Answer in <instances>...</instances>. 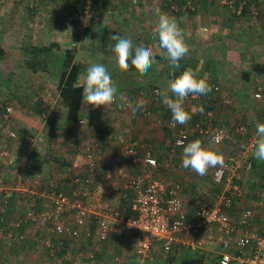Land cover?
<instances>
[{
  "label": "crops",
  "instance_id": "1",
  "mask_svg": "<svg viewBox=\"0 0 264 264\" xmlns=\"http://www.w3.org/2000/svg\"><path fill=\"white\" fill-rule=\"evenodd\" d=\"M34 3L36 11L32 14L33 17H31V21H33L31 23L32 28L25 24L26 16L22 17L21 20H17L18 22L21 21V26L16 27L19 33L17 38L13 35V32L8 31L7 28H3V25H1L0 39L4 41V38L9 35L12 40L16 41L13 49L21 55H24L23 49L26 48L27 50L29 46H33V48L31 47L33 51H41L42 53H38L36 59L37 61L39 59L40 65H37L35 68L26 69L25 72H28L30 77L37 79L36 82H30L33 86V93L41 92L44 94V90L48 91V87H50L55 89V95L57 96L53 100L48 98L50 100V108L46 106L47 102L45 103L41 100L39 103V100L37 101L38 97L35 98L37 102L34 99L32 101L28 100L24 106L21 103H12L16 106H12L13 112L10 115L11 125L9 124L8 127L9 130L11 129L16 132V136L15 138H10L8 136V129L0 130V200L5 201L7 196L11 195L18 202L16 209L10 211L8 214L16 218L17 216H21L19 215V210L22 208L20 206L21 201L25 205L24 211L30 210L28 205L31 204L33 205L32 210L35 213L45 211L47 210V202H50L49 207L51 209L50 192L54 190V187L59 189L63 188L64 193L69 192L70 195H73L71 198L78 199L80 197L79 186L68 184L64 180V177L69 170L73 173H85V169L89 164V159L86 156V147L89 146L94 149L95 179L104 180L103 193L105 199L112 205H126V207L130 208V202L128 200L120 201L119 198V192L122 189L124 181L123 176L117 178L112 177L110 180L104 178V168L112 166H123L128 176L136 172V168L123 154L115 141V137L119 133L126 131L138 139L155 144L157 148V159L160 163L158 175L164 179L167 176H174L171 178L173 179L172 181L182 184V202L185 216L187 219H194L193 210L196 202L192 205L189 201H191V196L195 193V187L201 190L205 186H208V182L212 181L211 175L209 174V170L207 175L199 176L191 169L183 168L182 149H179L174 155L170 154L169 147L175 134V130L171 129L168 125V121L171 120V112L162 103L160 97L154 100L151 94L152 89L167 86V81L169 80L168 72L171 70L167 60L160 55L162 49L158 46L159 41L155 33V27L160 13H167L169 16L175 17L165 7L167 4L165 5L164 2L159 0H59L55 3L53 0H41L40 3L38 0H35L33 1ZM219 3V1L214 0L213 3L207 5V11L205 8H200L198 11L203 13L207 12L208 23L211 26L206 31L200 30L201 26H196L201 23L199 20L200 13L196 12V10L190 14V18H187L189 14L186 13L175 17L183 33L187 29L189 30V26L192 28L196 26L198 35L201 33L202 36L208 37L211 44L213 43L223 47L224 40L228 39V35L232 33L230 30L232 26L228 22L229 18L226 19L224 15L219 16V8L217 6ZM259 3V7L262 9V13H264V0H260ZM77 10L80 11L79 14H82L81 17H77L79 21L74 20L75 17H73V12ZM84 11H87V13H82ZM26 22L28 23L29 21L26 20ZM257 25H259V29L254 37L255 40L253 43L241 39L240 41L233 40L234 44H232V47L224 51L220 49L219 57L213 59L211 56V59H213L211 62L219 65L223 64V61L228 60L225 62V67L236 70L239 67L243 71L246 70V63H240L238 59L240 61L244 60L246 55L253 56V54H248V50L254 49L256 51V53L254 52V56H257V53L262 50L260 53L262 54L263 52L262 55L264 56V14L259 22H257ZM26 27L29 29L27 33L25 32ZM62 28L65 30L64 34L62 37H58L57 33L62 34L59 31ZM240 28L243 29L242 27ZM111 34H119L124 38H130L133 41L134 47L148 46L152 48L156 55V63L149 69L146 75L140 76L134 68L127 72L118 70L115 66L112 49H107L106 51L105 47H103L105 46V39L111 36ZM218 34L223 36L220 37ZM239 35L243 34L239 33ZM25 40L29 44H25ZM115 43L113 41L112 47H114ZM0 47L2 48V45ZM39 47L43 48L37 50ZM247 48L250 49L247 50ZM71 49L73 53L72 62H81V68L79 69L76 80L78 84L83 80L86 74V68L90 63H102L108 68L113 83L118 90L116 98L111 105L93 108L91 105H85L83 102L79 115V119L83 118L84 120L83 124H79L78 122L71 123L66 120L64 103L56 88L60 66L58 68L55 67L52 59L59 57V61L62 63L64 52ZM44 58L46 61H44ZM261 63L264 62L262 61ZM241 66L244 67L242 68ZM203 72L207 76H212L214 80L218 79L215 76L216 71L213 75L210 69H206L205 67ZM224 72L228 75V70L224 69L221 72L222 75L220 74L219 80L221 82L227 76L223 75ZM45 80L50 81L51 84H45ZM232 82L235 84L234 79ZM211 83L213 87L216 86L218 88L213 92V94H216L219 86L214 84L215 82ZM236 84L239 83L236 82ZM257 87L261 89L259 85ZM47 95H50V93H47ZM224 97H228L231 103L230 96L227 95ZM243 97L247 99V94L244 93ZM138 98L145 99L147 106L135 114H133L130 107L120 106L127 102H135ZM190 98L197 102L198 97L194 98L189 95L187 100ZM223 98L219 100L220 103H222ZM212 99L214 100L213 95ZM245 102L248 106L252 104L249 100ZM230 103L227 105L222 104L228 106ZM25 106L29 108L25 109ZM187 111L192 113L191 108ZM258 112L253 113L250 118L244 114V118H242V120L248 119L246 123L248 125L250 124V129H256V123L262 122L261 119L263 118L264 110H261L259 114ZM242 113H247V111L242 110ZM204 118L201 113L197 115L195 112L191 115L188 123L183 125L177 124L178 127L185 128L189 131L187 143L194 139H200L205 146L210 145V139L207 136L191 131L192 124L196 120L203 122L205 120ZM214 121L217 124H224L229 128H233L236 124L242 122L238 121L232 126V123H226L225 120H221L220 117L216 118V116ZM238 141V138L236 140L225 141L226 144L222 146V150L227 147V144H231V146H229V151L225 149L223 152L225 154L241 153L238 152L239 150L236 147ZM213 147L216 150L218 149L214 145ZM33 151L41 152L39 153L40 156L34 157L32 155ZM252 156L255 158L254 155ZM173 160L174 164H169ZM241 169L239 167L236 174L239 175V183L246 189V193L242 200L235 197L233 207L230 209V216L233 220H237L244 206L247 207L245 202L250 193L247 186L249 183L245 179H242L240 174ZM256 171L259 172L258 176L260 177L262 173L259 170ZM261 179L262 177L259 181L252 180L249 184L250 191L252 184L256 185V187H252L251 192L259 199L264 198V195L262 196V193H259V190L264 188L263 180ZM204 194L201 191L198 192L196 201ZM254 203L253 221L258 217L255 214L259 215L261 213L260 203L256 201ZM23 204L22 206H24ZM127 214L134 215L132 211ZM28 224L33 225L34 223L29 221L23 228L24 241H28L26 244L14 247L12 239L6 240L0 236L3 239L1 241H4L1 242L3 244L1 248L3 252L2 260L3 257L6 259L10 250L11 252L14 251L15 254L24 249L29 250V252L30 250L34 251L36 246L32 245V242H29L31 239L38 242L37 248L40 247L43 251L45 249L41 243L44 237L53 238L54 241L57 240V236L47 230L49 224L46 226L34 224L36 229L39 228L40 235L36 230L30 229V225ZM65 226L66 234H68L73 226L70 223L65 224ZM7 229L8 227L5 224V226L0 227V233ZM124 230L126 231L121 232L117 230L116 233H111L109 239L99 246L98 264H115L112 262V257L115 256H119V264H137L138 261L134 260V255L137 256L135 253V233L127 226ZM117 233H119L118 237ZM124 233L129 234V236L132 235L134 238L133 253L130 252V247L126 246L124 238L121 237V234ZM64 240L66 242V250L58 256L59 263L57 264H71V260L76 259V257L86 259L83 256V252L85 246L86 248L89 246L87 241L83 240V244L75 240L72 241L69 238H65ZM111 251H114V255H111ZM152 251V259L144 261L145 264H176L180 258L195 251H198L204 256L205 263L217 264L221 247L215 232L196 227L189 233L182 232L178 234L170 254H166L158 243L153 245ZM39 253L43 256V252L39 251ZM138 259L141 258L138 257ZM82 264H90V261L83 260Z\"/></svg>",
  "mask_w": 264,
  "mask_h": 264
},
{
  "label": "built area",
  "instance_id": "2",
  "mask_svg": "<svg viewBox=\"0 0 264 264\" xmlns=\"http://www.w3.org/2000/svg\"><path fill=\"white\" fill-rule=\"evenodd\" d=\"M75 16L81 17L79 14ZM213 88L215 91L218 89L216 86ZM157 89L154 88L152 92L154 100L159 98L156 95ZM252 96L256 101H260L262 99L261 89L257 87ZM222 103L227 105L230 99L224 97ZM12 112L13 107L7 106L6 113L0 121V130L8 129V136L15 138V131L9 130L8 127L9 116ZM204 117L203 122L198 121L192 124L191 131L208 135L210 141L214 135L221 136L220 143L214 146L223 154L225 164L223 167L217 166L209 169L212 181L219 188L211 196L202 195L198 198L193 210L194 219H187L185 216L182 184L176 181L168 182L158 175L160 163L157 159L155 144L123 131L115 137V141L136 168V172L128 176L123 166H112L104 168V178L110 180L112 177L123 176L124 181L119 198L120 201L130 202V211L134 215H126L127 213L121 206L112 205L105 199L104 180L95 179L94 149L89 146L86 147L89 164L85 173H73L69 170L64 177L68 184L79 186L80 197L78 199H73L61 191L56 192L54 189L50 192L51 209L39 213L28 211L23 217L17 216L9 224L8 229L0 234L4 239L11 240L14 230L26 221L45 226L49 224L47 230L56 235L57 240L44 237L41 244L49 252L50 264L59 263L58 256H54V252L59 245L63 246L65 238L80 243H82L80 240L87 241L89 246L84 250L83 256L91 264H98V254L95 253L97 247L106 242L111 233H116L117 230L125 231V227H129V224L137 225L129 229L135 233V252L144 261L152 259V248L155 243L160 244L166 254H170L178 234L189 233L194 228L200 227L216 233L221 247L217 264H233L234 262L264 264V225L258 227L251 225L254 209L244 206L237 220H233L230 216L235 197L242 200L246 193V189L239 183L240 177L236 174L237 169L240 167L251 172L253 163L248 156L243 159L244 153L227 155L222 150V146L226 144L225 141L248 136L245 151L252 153L255 136L250 134V126L247 123L241 122L229 128L224 124H217L212 111H207ZM170 121H168L169 127ZM262 122H264V115ZM78 123L83 124V118H80ZM170 128L175 130L169 147L170 154L174 155L182 149V146H177L176 141L184 139L187 144L189 131L177 125ZM259 193L263 196L264 189L259 190ZM66 215H73V227L68 234H66L64 223L60 221V217ZM241 241L244 243L241 244ZM80 259L71 260V264H82ZM112 262L119 264V256L112 257Z\"/></svg>",
  "mask_w": 264,
  "mask_h": 264
},
{
  "label": "rangeland",
  "instance_id": "3",
  "mask_svg": "<svg viewBox=\"0 0 264 264\" xmlns=\"http://www.w3.org/2000/svg\"><path fill=\"white\" fill-rule=\"evenodd\" d=\"M33 1H35V0H3V1L0 0V26L3 25V28H7L8 31L13 32L14 34L13 33L12 34L14 36H16V38H17V35L19 33H18V30H16V27L21 26L20 25L21 21L18 22L17 20L18 19L21 20L22 17L26 16L25 24L28 25L30 28H32L31 23H33V21H31V17H33V16L29 15L28 8L35 6V3L33 4ZM40 1L41 0H38L39 3H40ZM53 1L55 3L59 0H53ZM149 1H152V0H149ZM159 1H162V0H159ZM188 1H189L188 3L190 4V6L192 8H195L196 12H198L200 10V8L206 9L208 7L207 3H208V5L211 4V0H205L204 5L202 4L203 0H188ZM217 1L220 2L217 5L219 8V10H218L219 16L221 17L222 15H224L226 17V19L229 18L228 22L232 26V28L230 29L232 33L228 35L229 36L228 39L224 40L223 47H221V45H215L213 43L211 44V42L209 41L207 36H202L201 33H200V35L197 34L196 26H201L202 29L200 28V30H203V31H206L211 26V25L209 26V23H208L209 20H208L207 14H206L207 12L203 13L200 11V12H198V13H200V18H199V16H198V18L201 21V23L196 25L194 28L189 26V30L187 29L184 33V36H186L185 42L189 47V52L186 56L189 58H192L196 62L197 66H198L196 68V73H197V76L199 78L200 77L206 78V80L208 82H210V83L215 82L214 84H217L219 86L218 92L216 94H213L214 100L216 99V101L213 104L214 105V109H213L214 114H215L216 118L220 117L221 120H225L226 123L230 122V123H232L231 125L233 126L238 121H242L245 123L248 122V121H246L248 119L242 120V118H244L243 117L244 114H246L247 117L250 118V116L253 113H255L256 111H259L258 112V114H259V113H261V110H263L262 106L264 107V75H262V74L260 76L254 75L247 82L241 78L242 71L239 69V67L237 69L238 71L234 68L229 69V68L225 67V62L228 60L223 61V64H219V65L218 64L215 65L213 62H211V60H213L215 57H219V54L221 52L220 49H222L224 51L227 48H231L232 44H234L235 40L240 41V39H241V40H246L250 43H253V41L255 40L254 37L257 34L258 29H259V25H257V22H259V20L261 19V17L263 16L264 13H262V9L259 7L260 6V3H259L260 0H255V3H253L251 5L246 16L240 17V18H235V16L232 15V12L235 11L236 13H238V11L240 10V7L244 6L246 0H217ZM207 10L208 9H206V11ZM86 13H87V11H86ZM187 18H190V14H189V17H187ZM26 20H28L29 22L27 23ZM189 25H191V24H189ZM240 27H242L243 29H241ZM234 28H236V29H234ZM59 31H61L62 34L57 33V36L62 37L64 34V31H65L64 28L60 29ZM25 32L26 33L29 32V29L27 27H26ZM235 32H237V33L235 34ZM239 33H241L243 35H239ZM222 36L223 35H221L220 37H222ZM24 43L29 44V42H27L26 40ZM33 43H35V42H33ZM0 45H2V54L0 55V91H2V93L4 95L12 94L14 96H18L20 99H22V101L23 100L24 101H28V100L32 101L34 99V101L37 102L38 100H42L45 103L47 102L46 106L49 107L50 106V104H49L50 100L48 98H51L53 100V98L57 96V95H55V89L48 87L49 90L48 91L44 90V94L41 92L40 93L39 92L33 93V86L30 84V82H34V81L36 82L37 79L30 77L28 72H25V70L23 71L19 68L22 65L25 57H23V55H21L20 53H18L16 50L13 49L14 46L16 45V41L12 40L10 38V36L7 35L6 38H4V41H1V39H0ZM216 46H218V47H216ZM30 47L33 48V46H30ZM248 49H250V48H247V50ZM29 50H30V48H29ZM261 51L262 50H260V52ZM247 52H248V54H253V56H251L252 58L249 55H246L244 60L239 61V59H238V62L243 63V64L246 63L247 68H249L251 61L252 62H262V61L264 62V56L262 55L263 52H262V54L260 52L257 53L258 54L257 56H254V54L256 53V51L254 49L248 50ZM247 52H245V53H247ZM211 56L213 59H211ZM27 58L29 59V58H31V56H27ZM59 60H60L59 57H55L54 59H52V62L54 63L53 65L57 68L59 66ZM60 64H61V62H60ZM54 66H53V68L55 69ZM205 67H206V69H210V71L213 73V75H214V72L216 71L215 76L218 79L214 80V78L212 76L205 75V73L203 72ZM241 67L243 68L244 66H241ZM224 69L228 70V72H227L228 75L225 74V72H224L223 75H225V76L227 75V76H226V79L222 80V82H221L219 79H220V76L222 75L221 72H223ZM198 70H199V72H198ZM8 72H14V75L11 78L10 83L5 82V77L8 74ZM19 72H21V73H19ZM233 79H234L235 84H233V82H232ZM236 82H238L239 84H236ZM45 84H51V83H50V81L45 80ZM256 85L257 86L259 85L261 87V92H262V99L259 102L252 99V94L257 89ZM243 92L245 94H247V99H245L243 97V94H244ZM47 93H50V95H47ZM227 95L230 96L231 103L228 106H224L222 103H220L219 100H221L223 98V96H227ZM35 98H37V101ZM193 100L194 99H191V98L189 100L186 99L185 104H184V107L186 110L191 108V110L193 111V109L199 108V106L201 105L199 103V101L195 102ZM246 100L251 101L252 104L248 106L245 102ZM13 105L16 106L15 104H13ZM26 108L28 109L29 107L25 106V109ZM242 110L247 111V113H242ZM196 113H197V115H199L200 112L197 111ZM257 118H258V116H257ZM196 122H198V120H196ZM14 126H16V125H14ZM249 126H250V124H249ZM255 133H256V129L251 128L250 134L255 136ZM247 138H248V136L238 138L239 141H238V145L236 146L239 150L238 152L242 153L244 151L243 159H246L247 156L249 157V154H253V153H250L248 151H245ZM226 146L227 147H225V149L227 151H229V146H231V144H227ZM174 160L169 164H174ZM255 160L257 163L256 167H258L257 170L260 171V165H262V164L264 165V161H259L257 159H255ZM176 161H177V159H176ZM262 168L264 169V166ZM59 173H61V172H59ZM240 174L242 176V179H245L246 182H248L249 184L252 180L253 181H259L261 178L258 176V172L256 170L252 171L251 173H248L244 169H241ZM173 177L174 176H167L165 178V180H167L168 182H171L173 180L171 178H173ZM263 177H264V173H263L262 178ZM182 183L184 184V182H182ZM249 184H247V186H248L250 193L247 197L245 204L247 207L249 206V207L254 208V206H255L254 202L256 201V202L260 203L259 207L261 208V211H260L261 213L259 215L255 214V216H258L259 218L256 217L254 221H253V219H254L253 218L250 221V223H251V225H255V226H257V225L263 226L264 225V198L259 199L258 197H256L255 194L253 192H251L253 189L252 186H251V191H250V185ZM199 190H198V188L195 187V190H194L195 193L193 196H191V201H189V203H192V205L196 202V199L198 197L197 196L198 192L201 191V193L202 192H203V194L205 193L204 195L210 196V194H213L218 189H217V187H215V185L213 184L212 181H209L208 186H205L200 191ZM206 193H208V194H206ZM65 194H67L70 197L73 196V195H70L69 192H67V193L65 192ZM49 204H50V202H47V205H46L47 210L50 209ZM31 206H32V204L28 205L29 208ZM71 217H73V215H66V216L60 217L61 218L60 221H62L65 224H68V223L72 224V218ZM260 219H262L261 222H260ZM28 225H30V224H28ZM30 229L36 230V232H39V235H40V231H38L39 228L36 229V226L34 224L30 225ZM125 231H122V232H125ZM118 234L119 233H117V237L119 236ZM124 234H121V237L124 238V241L126 242L125 243L126 246L130 247V252L133 253L134 238L132 235L129 236L130 233L129 234L124 233ZM0 236L2 237L1 234H0ZM0 239L3 240L2 238H0ZM2 242H4V241H2ZM3 250H6V249H3ZM39 251L42 252L40 247L39 248L36 247V249L34 251L30 250V252H29V250L24 249L21 252L17 253L16 255H13L12 253H11V255H9L10 254L9 253L6 256L5 264H50V259L47 258V255L43 254V256H42L39 253ZM8 255H9V257H8ZM111 255H114V251L113 252L111 251ZM133 255H132V259H133ZM122 256H125V255H122ZM76 258H79V257H76ZM134 260L138 261L139 259L137 256L134 255ZM32 262H34V263H32Z\"/></svg>",
  "mask_w": 264,
  "mask_h": 264
},
{
  "label": "clouds",
  "instance_id": "4",
  "mask_svg": "<svg viewBox=\"0 0 264 264\" xmlns=\"http://www.w3.org/2000/svg\"><path fill=\"white\" fill-rule=\"evenodd\" d=\"M155 33L159 41L158 46L162 49L160 55L174 70L170 74L172 78L167 81V86L158 88L156 95L161 98L162 103L171 112L170 127H175L177 124L183 125L190 121L191 115L195 112L198 111L201 114L204 112L203 105H200L198 109H193L192 113L187 111L184 107L186 99L189 95L194 98L206 96L212 91V86L205 78H199L190 67L178 74L175 72L180 68V61L189 52L183 30L175 17L169 16L167 13H160ZM110 39L116 42L112 52L115 66L119 71L127 72L131 66L136 73L144 76L156 63V55L151 47H134L130 38H124L119 34L111 35ZM79 86L82 89L84 104L91 105L93 108L111 105L118 91L108 68L102 63H90ZM120 106L130 107L135 114L137 111L145 109L147 102L143 98H138L135 102H127L126 105L121 104ZM221 138V136L214 135L209 146H205L200 139L191 140L187 144L184 139H178L177 146H182V167L191 169L199 176L207 175L210 168L223 167L225 164L223 154L213 147L220 143ZM253 155L257 160L264 161V122L256 123ZM132 226L137 225L129 224V227ZM240 243L243 244L244 241ZM137 264H145V262L143 259H139Z\"/></svg>",
  "mask_w": 264,
  "mask_h": 264
},
{
  "label": "trees",
  "instance_id": "5",
  "mask_svg": "<svg viewBox=\"0 0 264 264\" xmlns=\"http://www.w3.org/2000/svg\"><path fill=\"white\" fill-rule=\"evenodd\" d=\"M78 1H80V0H78ZM82 1H85V0H82ZM213 1L214 0H211V3H213ZM162 2H164L165 5L167 4V6H165V7L167 9H169L171 11V13L173 14V16H175V17H179L184 13L191 14V13H194V11H195V8H192L190 6V4L188 3L189 2L188 0H162ZM253 3H255V0H246L244 6L243 7L241 6L239 12L236 13L234 11V12H232V15H234L235 18H240V17L246 16ZM202 4L203 5L205 4V0H203ZM207 5H208V3H207ZM28 10H29L30 15H32L35 13L36 7L35 6L29 7ZM73 13H74V17H75L74 20L79 21V19L75 15L79 14L80 11L77 10V11H74ZM82 13H86V11H84ZM79 15H82V14H79ZM111 35H113V34H111ZM112 45H113V40H111L110 36H109L105 39V46H103V47H105V49L107 51V49L113 48ZM29 48H30V50H29ZM42 48L43 47H39V48H37V50H41ZM23 50H24L23 51L24 52L23 57H25V58L23 60L22 65L19 67L21 70L24 71L26 69L35 68L37 65H40L39 59H38V61L36 59H37L38 53L39 54L42 53L41 51H33L30 46L27 47V50H26V48H24ZM32 53H34V54L31 55ZM1 54H2V48L0 47V55ZM27 56H31V58L28 59ZM72 59H73L72 49L65 51L63 58H62V63L60 64L61 61H59L60 69H59V73H58L59 76H58V79L56 82V88H57V92L59 93V96H60L62 102L64 103V107L66 110V114H65L66 120L68 122L75 123V122H78V120H79L80 110L83 106V100H82V89L79 86V84L76 82L77 75L79 73V69L81 68V65H80L81 62L77 61V63H75V62H72ZM44 61H46L45 58H44ZM187 67H190L191 69H193V71L196 72V68L198 66L192 58L185 56L180 61V68L176 69L175 72L178 74L180 71L184 70ZM130 69H133V67L130 66L129 70ZM173 71H174L173 69L169 70V72H168V78L169 79L172 78L170 74ZM21 72H19V73H21ZM261 74L264 75V63L251 61L249 68L246 67V70L242 71L241 78L244 81L248 82L254 75L258 76ZM13 75H14V72H8V74L5 77V82L10 83ZM208 83L212 86V91L210 93H208L206 96H199L197 98V101H199V103L201 105H203V107H204V112H203L202 116H205V113L207 111H212L214 114V110H213L214 105L213 104L215 101L212 99V95H213V92L215 90L213 88V84L210 82H208ZM152 92H153V89L151 91V94H152ZM252 98H253V96H252ZM0 101H1L0 102V121L3 117V115L6 113L7 106H12L13 105L12 103H15V102L21 103L22 105H24L26 103V101H24V100L22 101V99H20L18 96H14L12 94L4 95L2 93V91H0ZM40 101L41 100H39V103H40ZM263 110H264V108H263ZM9 119H10V116H9ZM204 136H207L209 138L208 135H204ZM39 153H41V152L33 151L32 155L34 157H37L39 155ZM252 155H249V159L253 163L252 171H255V170H257L256 169L257 163L255 161V158H253ZM263 166H264L263 164L260 165V172L262 173V174H260V177H262L263 173H264V169L262 168ZM262 180H263V185H264V177L262 178ZM213 184L215 185V187H217V189L219 188L218 185H216L214 182H213ZM252 187H256V185L252 184ZM54 189L56 192L57 191L63 192L62 188L59 189L57 187H54ZM14 199L15 198L11 197V195H8L5 201L0 200V217L3 218V219L2 218L0 219V227L5 226V224L8 227L9 224L16 218V217H13L12 215L8 214L10 211H14L18 205L17 200L15 201ZM123 201H126V200H123ZM22 204H23V201H21V204H20V206L22 208H20V210H19V215H21V217L26 215V213L28 211H31L33 208L32 207L33 205H32L30 207V210L24 211L25 205L23 204L24 206H22ZM121 208L124 209L125 213H130V208L126 207V205L121 206ZM126 215H130V214H126ZM193 218H194V215H193ZM26 223H27V221L25 223H23L20 227H18L16 230H14V235L12 238V240H13L12 244L14 245V247L18 246V245L26 244V242H28V241H24L25 237H24V232H23V228L26 225ZM64 226H65V224H64ZM65 229H66V226H65ZM20 235H23V237H20ZM80 241L83 243V240H80ZM1 242L2 241L0 239V264H5V261H6L5 257H3V260L1 259L2 255H3V252L1 251L3 244ZM29 242H32V245H35L36 247L38 246V242H35L32 239L29 240ZM65 246H66V242H65V240H63V246L59 245L58 249L55 250V252H54V256H59V255L63 254L66 250ZM36 247H35V249H36ZM42 247L45 249L44 251L42 250L43 254L44 255L46 254L47 258L50 259L49 252H48L47 248L44 245H42ZM97 248H98L97 251H95L96 254H98V252H99V246ZM85 249H87L86 246H85ZM13 250H15V249H13ZM9 252H10L9 255H11V253L13 255L17 254V252L15 254L14 251L11 252V250ZM9 255H8V257H9ZM83 260H88V259L87 258L86 259L81 258L80 259L81 263H83ZM204 261H205L204 256L202 254H200L198 251H195V252H192L191 254H187V255L183 256L182 258H180L178 260V262H176V264H203Z\"/></svg>",
  "mask_w": 264,
  "mask_h": 264
}]
</instances>
